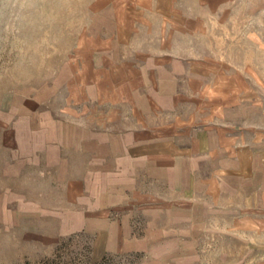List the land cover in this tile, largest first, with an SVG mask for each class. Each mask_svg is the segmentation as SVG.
I'll return each mask as SVG.
<instances>
[{
	"label": "crops",
	"instance_id": "crops-1",
	"mask_svg": "<svg viewBox=\"0 0 264 264\" xmlns=\"http://www.w3.org/2000/svg\"><path fill=\"white\" fill-rule=\"evenodd\" d=\"M239 1L87 0L54 76L63 104L41 97L20 125L6 121L0 148L22 213L60 236L99 231L117 252L133 248L138 212L146 223L228 218L253 247L246 264H264V125L215 88L198 43Z\"/></svg>",
	"mask_w": 264,
	"mask_h": 264
},
{
	"label": "rangeland",
	"instance_id": "rangeland-1",
	"mask_svg": "<svg viewBox=\"0 0 264 264\" xmlns=\"http://www.w3.org/2000/svg\"><path fill=\"white\" fill-rule=\"evenodd\" d=\"M222 17L207 23L198 42L212 65L208 73L216 89L247 105L248 123L264 125V0H240ZM86 18L87 0H0V142L6 121L20 125L41 97L50 106L63 104L64 92L54 91L56 68ZM11 157L0 148V264H246L253 249L244 235H229L228 218L215 227L212 216L197 214L190 221L176 214L171 222L162 214L146 223L135 213L136 239L128 252L110 249L99 231L57 235L54 221L22 213L21 199L11 193L21 192V182L7 177Z\"/></svg>",
	"mask_w": 264,
	"mask_h": 264
}]
</instances>
